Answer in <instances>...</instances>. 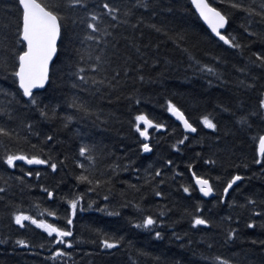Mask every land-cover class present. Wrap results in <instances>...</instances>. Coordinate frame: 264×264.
Segmentation results:
<instances>
[{
	"label": "trees",
	"instance_id": "1",
	"mask_svg": "<svg viewBox=\"0 0 264 264\" xmlns=\"http://www.w3.org/2000/svg\"><path fill=\"white\" fill-rule=\"evenodd\" d=\"M243 2L250 3L251 0H243ZM209 3L228 12L231 17L228 32L237 36L242 44H248L249 47L242 50L228 49L206 29L189 0H152L150 10L141 9L137 12V16H142L146 25L155 24L161 27L173 38L184 35L185 41L178 48L161 33L143 25L137 32L131 29L127 31V35L138 41L142 55L136 53L134 48H124L125 41H121V51L128 52L132 55L135 64L142 65V74L145 76L143 83L137 82L135 85L139 88L144 102L138 106L133 105L131 109L129 102L124 98L133 87L131 80L121 90L123 95L121 91L107 94V90H104V94H88L71 89L67 73L69 60L73 56V43L67 36L60 39L57 57L51 66L50 82L45 90L35 93L41 106L48 105L50 109L55 108L56 115L51 119H44L39 116L38 111L23 107L21 100L20 104L12 105L18 119L11 126H19L22 129L21 120L32 122L34 131L41 133L39 138L35 135L31 137V143L34 144H39V140L46 134L54 135L55 140L45 146V153L51 151L52 155L58 156L59 159L67 157L66 166L58 165L57 172L52 173L46 165L29 166L18 163L19 167L8 169L6 165L0 164V177H2L0 186L3 187H7L4 184L5 179L23 175L21 168L24 171L41 172L39 178L35 175L24 176L23 184L15 179L9 180L12 187L5 196V201H0V239L5 237L11 239L7 243H0V264H54L48 259L53 246L47 241L52 238L47 237L46 233L27 221L25 229L19 228L10 220L9 213L13 209L6 208L4 204L11 201L27 214L63 226V219L56 220L46 213L43 216L40 213L45 209H56L62 217L66 214L67 204L60 197L67 198L73 192H86L87 186L77 184L74 178L81 171L73 163V157L81 144L95 145L98 150L111 154L106 163L117 158L121 164H127L129 160L134 161L128 171L121 170L115 177L116 193L126 187L121 181L142 184L143 181L138 180L137 177H143L146 169L154 171L156 168H161V178L166 179L167 182L160 185V188L166 193V199L154 197L146 187L141 193L129 190L126 198L133 204H138L146 214L155 215L162 209H172V211L164 218L165 225L157 229L162 231L163 238L156 239L154 233L132 227V224L141 219V213L131 205L127 208H119L121 198L118 194L114 196L109 210L112 206H116L121 215L108 216L104 212L95 210L97 206L105 203L102 194L98 197L95 193H86L82 203L85 207L88 203H93V206L84 212H77L74 218V237L66 238L74 240L78 237L84 242L74 243L72 249H65L72 255L63 258V262L57 261L55 264H175V262L215 264L213 258L217 255L229 259L231 264H264V244H261V241H264V228L247 229L245 224L249 213L246 210L230 209L227 203L215 204L217 199L215 196L204 200L197 189L191 198L186 197L182 190H178L179 184L194 185L191 172L186 167L188 163H193V171L198 175L222 177L220 182L214 179L211 181L217 191L222 190L224 181L234 173L246 177L242 183L238 182L241 184L238 192L230 190L228 200L243 203L245 196L264 199V171L261 170L260 165L252 163L257 157L258 145L253 137L264 134V122L258 117L252 118L251 129H242L236 124L237 117L255 108L258 90L264 85V71L252 68L251 65L248 66L250 71L246 74L235 70L248 63V57L252 52L264 48V42L253 40L242 32L240 25L245 22V18L241 14L233 15V10L219 5L217 0H209ZM14 4L15 0H0V17L6 13L14 16ZM153 11L155 15H152ZM252 30L264 32V25L253 23ZM183 47H187L188 52L181 51ZM190 54L202 64L217 67L218 73L223 74L222 79L218 80L215 76L196 71L194 62L189 59ZM217 55L223 57L226 63L215 65L211 57ZM135 75L132 73L133 77ZM253 76L258 77L256 90L237 86L239 80L248 82ZM13 88L12 80L5 79L3 74H0V89L9 92L8 97L0 94V104L8 103ZM73 92L88 103L94 115L77 114L74 109L67 107V101L72 97ZM166 100L175 103L190 123L197 127L194 135L185 134L181 126L172 119L171 114L166 110ZM223 108H228L230 111H223ZM140 112L154 122L164 123L166 126L161 130L149 129L148 143L153 149L151 153L140 152L139 143L143 138L139 137L129 124L132 117ZM232 113H235V116ZM205 114H211L214 118V122L218 125L217 131L206 129L199 123V118ZM67 115H73L74 118L65 128L61 121ZM21 134L23 135L24 132L22 131ZM185 135L189 139L184 145H178L179 152L175 151L172 145ZM20 146L26 151L29 150L27 145ZM8 147L15 150L17 145L9 143ZM2 153L3 148L0 147V154ZM197 153L200 155L197 156ZM207 158L216 159L217 165H205L203 160ZM168 159L174 162L172 166L164 164ZM243 164H247L248 167L244 168ZM236 165L240 167H235ZM132 168L139 171H132ZM173 169L182 173L175 181L170 179ZM41 185L55 192L54 200L48 199L46 193L41 190ZM142 194L145 199L140 200ZM197 202L204 209V216L212 220V227L205 229L201 226L192 229L189 217L183 215L185 209L193 212ZM208 209H211V212ZM228 215H232L233 220L239 218L240 235L234 241L225 243L224 230L228 225H220V218ZM254 219L258 224L260 223L259 218ZM95 230L122 236L121 246L117 249L103 250L98 245L92 244L90 241L95 239ZM173 232L182 239L177 240ZM17 238L27 239L35 247L25 249L14 245L12 241ZM253 240L256 241L255 244L251 243ZM40 244H44L45 247H39ZM208 245H211V248ZM60 247L63 248L62 245Z\"/></svg>",
	"mask_w": 264,
	"mask_h": 264
},
{
	"label": "snow or ice",
	"instance_id": "2",
	"mask_svg": "<svg viewBox=\"0 0 264 264\" xmlns=\"http://www.w3.org/2000/svg\"><path fill=\"white\" fill-rule=\"evenodd\" d=\"M151 3L152 0H15V15L6 13L3 17H0V74H3L5 79L10 78L14 86L8 103L0 104V147L3 148V153L0 154V164L6 165L8 169L19 167L17 162H23L26 165H46L52 173L57 172L58 165L66 166L67 157L59 159L58 156L52 155L51 151L45 153V146L55 140L54 135L46 134L43 139L39 140V144H34L31 143V137L35 135L39 138L41 133L34 131L32 122L21 120L22 129L19 126H11L18 119L16 110L12 105L20 104L21 100L23 101V107H30L38 111L39 116L44 119H51L56 115L55 108L50 109L48 105L41 106V102L37 99L33 90L43 89L50 82V64L58 51L57 42L63 36H67L73 43V56L69 60V72L67 73L71 89L88 94H104V90H107V94H111L114 91H121L127 86V82L131 80L133 87L124 96L129 102V108L131 109L133 105L138 106L144 102V98L139 93V88L135 87L137 82L143 83L145 81V76L142 74V65L135 64L132 55L128 52L121 51V41H125L124 48H134L136 53L142 55L138 41L127 35V31L131 29L133 32H137L143 25L157 33H161L178 48L185 41L184 35L173 38L161 27L155 24L146 25L143 17L137 16V12L141 9L149 11ZM217 3L233 10V15L239 13L245 18V22H242L240 27L247 37L264 42V32L252 30L253 23L264 25V0H259V3H257V0H251L250 3H244L243 0H217ZM191 4L214 37L223 42V45H226L228 49L242 50L249 47L248 44H242L237 36L228 32L231 17L223 8L213 6L212 3H209V0H191ZM152 15H155L154 11ZM140 35H143L142 31ZM181 51L188 52V48L183 47ZM207 54L205 53V55ZM189 59L194 62L196 71L215 76L218 80L222 79L223 74L218 73L217 67L206 63L202 64L191 54ZM211 59L215 65L226 63V60L218 55L212 56ZM249 65L252 68L264 71V48L252 52L251 56L248 57V63L244 67H237L235 70L246 74L247 71H250ZM132 73L136 75L133 77ZM257 79L256 76L251 77L248 82L241 79L238 81L237 86L256 90ZM209 83L211 84V81ZM0 94L5 97L9 96L8 90L4 89H0ZM121 95H123L122 91ZM18 96L19 99H17ZM117 99H119V96H117ZM67 107L74 109L77 114L82 113L85 116L95 114L88 103L82 100L76 92H73L72 97L67 101ZM166 110L180 122L185 132H197V127L190 123L184 112L171 100H166ZM222 110L230 111L228 108ZM232 115L235 116V113H232ZM254 117H258L261 122H264V85L258 90L255 108L245 115L237 117L236 124L242 129H251L250 120ZM73 118V115L64 116L61 121L62 126L66 128ZM199 123L213 132L218 130V125L214 122L211 114L202 115L199 118ZM129 124L139 134V137L143 138L139 143V150L142 153H151L153 150L150 144L146 142L149 140L148 130L150 128L161 130L166 127L164 123L154 122L143 112L135 114ZM22 131L24 132L23 135L21 134ZM188 139L189 137L185 135L182 139H178L172 145V148L179 152L178 145H184ZM253 139L257 141L258 147L256 149L257 157L253 159L252 163L260 165L261 170L264 171V134H258ZM9 143L16 144L17 148L15 150L9 148ZM20 145H27L29 150L26 151ZM110 155L103 150H98L95 145H79L77 154L73 157V163L81 171L74 178L77 184L87 186L86 192H73L67 198L60 197L67 204L66 214L62 217L56 209H45L40 213L41 216L46 213L47 216L56 220L63 219V226L27 214L20 210L18 206L12 204L11 201L5 202L4 206L6 208L11 207L13 209L9 216L15 225L25 229L27 227L25 222L27 221L30 225L41 229L47 234V237L52 238L47 241L48 244L53 246L48 259H51L54 264L57 261L63 262V258L72 255L65 249H72L74 243L84 242L78 237L74 240L66 238L74 237V218L77 216V212H84L93 206V203H88L85 207L82 203L85 200L86 193H95L98 197L102 194L105 203L102 206H97L95 210L104 212L108 216L121 215L116 206H112L109 210L114 196L118 194L121 198L118 204L119 208H127L131 205L141 213V219L132 224V227L148 230L154 233L156 239L163 238L162 231L157 229L165 225L164 218L172 209H162L155 215L146 214L143 209L138 207V204H133L131 200L126 198L129 190L134 193H141L142 189L146 187L150 189L151 195L154 197L166 199V193L160 188V185L167 182L166 179L161 178V168H156L154 171L146 169L143 177H137L138 180L143 181L142 184H130L121 181L126 187L116 193L115 177L119 175L121 170L128 171L134 161L129 160L127 164H121L118 162L119 158H117V160L106 163L105 161L108 160ZM199 155L197 153V156ZM173 163L171 159L164 161L166 166H172ZM203 163L215 166L218 162L216 159L207 158L203 160ZM186 167L191 172L192 179L195 182L194 185H178V190H182L186 197L191 198L193 192L198 189L203 197L215 196L217 198L215 204L223 205L227 203L230 209L246 210L249 213V218L245 224L247 229L264 228V199L245 196L243 203L227 199L230 190L233 192L240 190L241 184L238 182L242 183L246 179L245 176L238 173L232 174L230 178L224 181L222 190L217 191L211 181L214 179L220 182L222 180L220 175L215 177L207 174L198 175L193 171V163H188ZM235 167H240V165ZM243 167L247 168L248 165L243 164ZM132 171L138 172L139 169L132 168ZM21 172L23 173L22 176L9 177L4 180L7 187L0 186V194H5L0 195V201H5V196L12 187L9 183L10 179H15L23 184L24 176L32 177L35 175L37 178L41 176L40 171H24L21 168ZM180 175L182 173L173 169L170 179L175 181ZM157 178L160 179L157 180ZM41 190L46 193L49 200L55 199L53 190H49L43 185H41ZM143 199H145V196L142 194L140 200ZM37 207L39 206L37 205ZM208 211L211 212V209H208ZM183 215L189 217L192 229H198L201 226L207 229L213 226L212 220L204 216V209L199 202L195 204L193 212H188L185 209ZM254 218H259L260 223L258 224ZM224 224L228 225L224 230L225 243L234 241L240 235L239 218L233 220L232 215L221 217L220 225ZM233 224L237 226L233 227ZM94 236L95 239L90 242L98 245L103 250L117 249L123 242L122 236L100 230H95ZM173 236L177 240L182 239L175 232H173ZM10 239L11 237L0 239V243H7ZM12 242L14 245L25 249L35 247L30 241L23 238H17ZM251 243L255 244L256 241L253 240ZM261 244H264V241H261ZM61 245L63 248L60 247ZM39 247L43 248L45 245L40 244ZM208 247L211 248V245H208ZM213 260L215 264H231L229 259L220 255L215 256ZM175 264H179V262H175Z\"/></svg>",
	"mask_w": 264,
	"mask_h": 264
},
{
	"label": "water",
	"instance_id": "3",
	"mask_svg": "<svg viewBox=\"0 0 264 264\" xmlns=\"http://www.w3.org/2000/svg\"><path fill=\"white\" fill-rule=\"evenodd\" d=\"M189 2H190V4H191V0H189ZM191 6H192V4H191ZM192 8H193L194 12L196 13V15L198 16V18H199V19L201 20V22L203 23V25L206 27V29L211 33V30L207 27V25L204 23V21L199 17V14L196 12L195 8H194L193 6H192ZM222 31H223V30H222ZM211 35L214 37V35H213L212 33H211ZM214 38H215V37H214ZM216 39L218 40V38H216ZM59 41H60V40H58V42H57V46H58V44H59ZM218 41H219V40H218ZM220 42H221V41H220ZM222 43H223V42H222ZM57 53H58V51H57ZM56 57H57V54L53 57V61H52L51 64H50V69H51V66H52L53 62L55 61ZM48 84H49V83H47L43 89H34V90H33L34 93H36V92H41V91L45 90ZM171 117H172V119H173L175 122H177L178 124H180V122H179L178 120H176V118H175L174 116L171 115ZM180 125H181V124H180ZM181 127H182V130H183L184 133L189 134V135H194V134H195V133H191V132H185V130L183 129V126H182V125H181ZM148 131H149V130H148ZM17 163L24 164L23 162H17ZM25 165H26V164H25ZM30 166H37V165H30ZM197 190H198V189H197ZM198 192H199V191H198ZM199 195H200V197H201L202 199H204V200H209V199L214 198V196H212V197H203L200 193H199Z\"/></svg>",
	"mask_w": 264,
	"mask_h": 264
}]
</instances>
